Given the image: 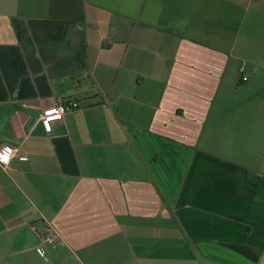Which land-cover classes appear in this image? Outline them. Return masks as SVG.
Segmentation results:
<instances>
[{"label": "crops", "instance_id": "obj_1", "mask_svg": "<svg viewBox=\"0 0 264 264\" xmlns=\"http://www.w3.org/2000/svg\"><path fill=\"white\" fill-rule=\"evenodd\" d=\"M147 1L0 0V264H264V0H185L199 37L250 14L224 49Z\"/></svg>", "mask_w": 264, "mask_h": 264}, {"label": "rangeland", "instance_id": "obj_2", "mask_svg": "<svg viewBox=\"0 0 264 264\" xmlns=\"http://www.w3.org/2000/svg\"><path fill=\"white\" fill-rule=\"evenodd\" d=\"M187 5L188 3L185 0H148L143 8L142 15L145 19H148L149 21L153 20L154 23H158L161 26H168L169 23H176L178 25H169L170 27L168 28V32L182 37L197 39V41H201V43H205L218 49H224L227 46L229 47L236 33L241 35L239 42H244L245 37L248 35H251V37L253 35L255 37L258 36L249 29L251 25V17L249 13L244 11V9L239 12L237 17L201 16V35L199 37L197 34H192L191 31H188L187 28L181 26V24L184 21L187 23H195L197 21L200 22V18L196 15L190 14L193 12L191 11L193 7L189 6V8H185ZM190 5L192 4L190 3ZM256 26L264 27V24L259 21V23L257 22L254 25V27ZM240 59L245 61V58ZM239 63L240 62L238 61H233L232 65H239ZM229 71L232 73L231 83L233 84L239 77V73L236 71L235 67H231ZM245 75H248V70ZM241 87L243 86L239 85L236 88ZM254 98L256 99V97Z\"/></svg>", "mask_w": 264, "mask_h": 264}, {"label": "built area", "instance_id": "obj_3", "mask_svg": "<svg viewBox=\"0 0 264 264\" xmlns=\"http://www.w3.org/2000/svg\"><path fill=\"white\" fill-rule=\"evenodd\" d=\"M245 68L246 64L243 63L240 68L242 83H245L248 80L247 76L243 75ZM80 108L81 105L76 101H61L54 107L43 110L39 116V120L41 121L45 132L50 133L52 122L61 120L65 114L75 112ZM13 159H15L19 164L24 165L28 163L26 158L16 155V151L11 147L3 146L0 148V167L2 169H7ZM55 238V232L50 227H47L39 237V245L35 249L39 257L46 258L47 249L56 248Z\"/></svg>", "mask_w": 264, "mask_h": 264}, {"label": "trees", "instance_id": "obj_4", "mask_svg": "<svg viewBox=\"0 0 264 264\" xmlns=\"http://www.w3.org/2000/svg\"><path fill=\"white\" fill-rule=\"evenodd\" d=\"M67 101H70V100H67Z\"/></svg>", "mask_w": 264, "mask_h": 264}]
</instances>
